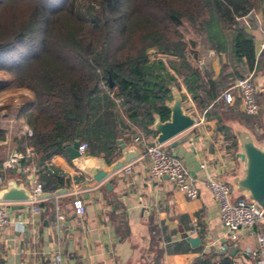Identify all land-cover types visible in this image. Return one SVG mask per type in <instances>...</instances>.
Returning a JSON list of instances; mask_svg holds the SVG:
<instances>
[{
	"label": "trees",
	"instance_id": "1",
	"mask_svg": "<svg viewBox=\"0 0 264 264\" xmlns=\"http://www.w3.org/2000/svg\"><path fill=\"white\" fill-rule=\"evenodd\" d=\"M74 1L62 0L55 8L35 2L25 21L8 35L0 25V68H9L24 84L32 83L26 86L35 100L24 102L18 111L31 134L14 140L19 152L30 148L37 154L36 175L43 191L70 186V178L49 162L54 153H67V145L79 141L94 153L99 141L100 149L110 152L122 133V116L147 134L155 114L167 120L166 102L178 77L201 109L232 85L212 79L206 64L198 66L199 51L184 39L183 24L203 35L206 47L217 54H231L236 78L259 65L253 38L240 20L264 0H141L139 9L129 0H95L83 11ZM75 23L89 25L87 37ZM18 45L29 48L14 53ZM152 48L167 60L151 58ZM5 53L13 54L10 64L1 59ZM7 85L0 82V90ZM227 110L248 126L256 125L260 114ZM5 139L0 130V142ZM2 162L0 158V172ZM213 256L202 253L190 264H213ZM217 264L232 262L223 258Z\"/></svg>",
	"mask_w": 264,
	"mask_h": 264
},
{
	"label": "crops",
	"instance_id": "2",
	"mask_svg": "<svg viewBox=\"0 0 264 264\" xmlns=\"http://www.w3.org/2000/svg\"><path fill=\"white\" fill-rule=\"evenodd\" d=\"M240 23L253 38L256 60L260 57L259 65L255 63L252 70L244 74V77L253 75L260 106L256 125L248 126L234 113L227 112V107L233 112H243L238 99L226 104L218 96L201 109L182 78L178 77V86L172 87V95L178 93L182 108L195 117V124L163 147L184 162L199 190L198 197L190 199L167 178L158 181L149 175V161L135 138L145 143L156 142L157 132L151 129V124V133L147 134L122 116L123 126L116 122L122 133L110 152H103L97 141L94 153L86 150L88 154H83L85 162L95 165H101L100 160H104L106 169L111 172L107 178L112 179L111 188L104 185L107 179L95 183L67 153H54L49 162L70 178V186L65 187L72 191L42 199L38 203L42 210L39 215L31 213V202L2 203L11 222L0 227V264H50L56 251L61 254L62 264H190L202 253L213 254V264L223 258H229L232 264H259L247 251L257 247V237L264 232V223L242 231L238 241H230L219 218L218 204L206 187L208 177L229 183L231 178L240 175L242 163L236 154V128L247 131L257 145H264V2ZM203 48L198 45L196 63L202 60L212 79L222 78L227 85H233L239 78L232 73L231 54H217L206 46ZM118 140L125 148L135 144L142 154L114 171L111 165L122 159L124 151ZM176 142L179 143L171 147ZM3 145L9 149L7 153L1 152L3 161L13 151L19 152L14 139L11 143L6 138L0 142V147ZM23 154H26L24 162L18 167L1 170L0 187L12 178L31 190L33 173L25 172L24 167L36 171L37 154L30 148ZM231 187L233 197H240L234 195ZM75 199H80L85 206L82 216L73 209ZM18 204L24 207L14 209ZM186 235L199 237L200 243L192 246L184 238Z\"/></svg>",
	"mask_w": 264,
	"mask_h": 264
},
{
	"label": "built area",
	"instance_id": "3",
	"mask_svg": "<svg viewBox=\"0 0 264 264\" xmlns=\"http://www.w3.org/2000/svg\"><path fill=\"white\" fill-rule=\"evenodd\" d=\"M197 64L202 67L203 61L197 60ZM252 76V74H249L237 79L233 85L222 92L220 98L227 104H231L238 99L242 111L247 115L254 116L259 113L260 106L256 98V88ZM28 133L31 134V131ZM135 142L143 146V156L149 161L148 172L153 179L159 181L167 178L186 197L190 199L198 197L199 190L192 182L184 162L179 157L168 153L163 145L157 142L145 143L143 139L137 137ZM78 150L83 155L86 151V144H80ZM25 156L26 154L13 151L2 162V170L18 167ZM202 167H204V164H202ZM24 171L33 173L31 194L34 200L31 201L30 210L33 215H39L42 210L38 203L41 200H36V197L43 192L41 184L38 181L36 171L28 167H24ZM1 180L0 175V182ZM206 187L218 204L219 218L230 241H238L242 231H250L258 224L264 223V212L261 208L244 196L234 198L232 187L228 182L208 177ZM72 205L77 215H84L85 206L80 199H75ZM10 222L5 205L0 203V227H6ZM247 255L256 259L259 264H264V232L258 234L257 247L248 250ZM50 264H62L59 251L52 255Z\"/></svg>",
	"mask_w": 264,
	"mask_h": 264
},
{
	"label": "water",
	"instance_id": "4",
	"mask_svg": "<svg viewBox=\"0 0 264 264\" xmlns=\"http://www.w3.org/2000/svg\"><path fill=\"white\" fill-rule=\"evenodd\" d=\"M107 81L109 88H112L114 82L109 74L107 75ZM172 96V101L166 103V107L169 110V118L162 121L159 115H155L151 125V129L157 132L156 142L161 145L195 124V117L186 113L182 108L181 98L178 93L174 92ZM235 132L238 137V151L236 154L242 163V171L239 176L231 178L229 184L233 186L235 196H244L251 202L256 203L264 212V145H257L249 133L241 128H236ZM117 143L124 151L122 159L111 165V170L114 171L142 154L135 144L125 148L121 140H118ZM177 143L179 142L173 143L171 147H174ZM78 148V141H75L72 145H67L68 157L79 164L95 183L99 184L106 180L111 172L106 169L104 160H100L102 162L101 165L85 162ZM111 183L112 179H107L104 185L109 189L111 188ZM26 184L28 185L29 181ZM71 191L72 189L61 187L53 192H42L36 197V200L56 197ZM33 200L29 187L24 186L22 182L17 184L12 178L7 180L6 185L0 187V203H24ZM23 207L24 205L18 204L13 208L22 209ZM184 238L192 246L200 243L199 237L186 235ZM235 251L232 252V255Z\"/></svg>",
	"mask_w": 264,
	"mask_h": 264
},
{
	"label": "rangeland",
	"instance_id": "5",
	"mask_svg": "<svg viewBox=\"0 0 264 264\" xmlns=\"http://www.w3.org/2000/svg\"><path fill=\"white\" fill-rule=\"evenodd\" d=\"M68 1V0H67ZM35 2L49 3L53 8L59 7L62 0H0V25L2 26V33L8 35L10 31H14L17 27L23 23L32 10ZM141 0H129L128 3L131 7L136 9L140 8ZM96 3L95 0H75L74 6L78 10H85L87 7H91L92 4ZM61 7V6H60ZM95 9H98L97 6H94ZM58 15V14H57ZM77 27L79 28L80 34L83 37H87L91 32V28L87 24L78 23ZM180 31L185 40L194 42L196 44V50H198V45L201 48H205V38L203 35L198 34L196 31L190 29L187 24H183L180 27ZM80 37V36H79ZM53 41H58L53 39ZM14 53L23 50L27 51L29 47H22L18 45L14 47ZM203 48V49H204ZM22 52V51H21ZM148 53L151 58L155 56L161 57L164 60H167L166 56H162L156 53V49L152 48L148 50ZM12 53L2 54L1 59L4 63L10 64L12 60ZM0 82H6L8 85L0 90V130L5 132V137L9 139L12 143V140L21 136V134L28 133L31 129L27 126L25 118L19 116V107L23 105L26 101L35 100L33 92L26 85H32L25 81V84L18 80V78L11 74L9 68H0ZM8 146L3 145L0 147V157L4 158L1 155V152L7 153Z\"/></svg>",
	"mask_w": 264,
	"mask_h": 264
}]
</instances>
